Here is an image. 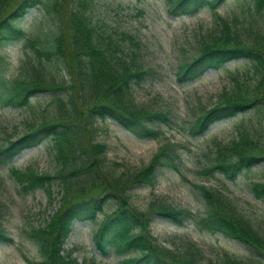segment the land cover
Returning <instances> with one entry per match:
<instances>
[{
	"label": "trees",
	"instance_id": "1",
	"mask_svg": "<svg viewBox=\"0 0 264 264\" xmlns=\"http://www.w3.org/2000/svg\"><path fill=\"white\" fill-rule=\"evenodd\" d=\"M95 1L0 0V51L23 42L19 69L26 72L24 78L7 80L4 67L8 63L5 54L0 53V107L30 108L32 98L48 94L49 103L57 108L53 115L43 117L40 122L26 123L21 136L0 139V166L7 167L8 176L21 192L26 195L40 190L49 205L59 198L43 224L31 227L27 233L40 254L38 261L29 264H78L64 248L73 225L96 222L99 217L94 246L103 257L110 251L118 254L119 264L210 262L205 251L193 243L185 244L180 251L161 246L150 232L154 218L178 227L190 223L201 234L222 236L247 250L245 260L221 254L215 264H264V230L255 229L229 214L203 186L197 187L209 205L203 213L194 214L162 204L150 206L147 211L134 206L133 187H153L159 168L178 171L179 157L170 145L161 147L147 166L126 178L114 176L106 167L104 144L91 142L89 148V142L88 149L85 148L82 138L88 134L90 141L97 122L110 120L140 140L162 136L160 130L142 120L143 116L148 122L168 123L165 113H134L128 109L132 83L138 85L147 71H132L102 46L94 25ZM225 1L170 0L167 14L172 18L193 16L204 9L214 11ZM252 3L254 11L264 16V0H252ZM38 10L53 29L37 26L32 32L23 30L22 21ZM223 26L221 36L202 43L195 59L179 65L177 83L194 82L210 70H220L227 63L246 59L257 77V87L251 94L223 97L191 127L189 133L193 138L203 136L215 123L254 107H264V97L255 96L257 89L264 86V49L231 38L228 26ZM54 64L66 70L70 81L54 82L48 73ZM47 140L52 141L55 160L61 163L62 170L50 174L38 173L32 168L16 169L12 163L19 154ZM263 161L264 150L248 136L240 135L226 151H216L211 166L202 174L215 173L232 183ZM250 190L255 200L264 203V182L252 183ZM108 209L110 211L106 212ZM11 244L13 239L0 227V245Z\"/></svg>",
	"mask_w": 264,
	"mask_h": 264
},
{
	"label": "rangeland",
	"instance_id": "2",
	"mask_svg": "<svg viewBox=\"0 0 264 264\" xmlns=\"http://www.w3.org/2000/svg\"><path fill=\"white\" fill-rule=\"evenodd\" d=\"M169 1H95L94 25L102 46L132 71H147L138 85L132 83L128 109L134 113H165L168 123L148 122L143 116L142 120L149 127L160 130L162 136L140 140L110 120L97 122L90 141L88 134L82 138L85 148L88 149L89 142V148L91 142L104 144L106 167L114 176L126 178L147 166L161 147L170 145L179 157L178 171L159 168L153 187H133L131 198L137 209L147 211L150 206L162 204L194 214L203 213L209 208L197 188L203 186L229 214L255 229L264 230V203L255 200L250 190L252 183L264 182V161L232 183L215 173L212 176L202 174L211 166L216 151H226L240 135L248 136L264 150V107H254L215 123L201 137L193 138L189 133L197 119L223 97L251 94L257 87L251 62L242 59L227 63L222 69L210 70L184 85L176 80L179 65L195 59L202 43L221 36L223 24L228 26L231 38L264 49V16L254 11L252 0H226L214 11L204 9L193 16L172 18L167 14ZM37 26L53 29L40 10L22 21V29L27 32L34 31ZM22 46L23 42L19 41L0 51L8 63L4 67L7 80L26 76V72L19 69ZM48 73L57 84L70 81L59 64L51 66ZM255 96L264 97V86L257 89ZM48 97V94H40L32 98L30 108L0 107V139L7 136L15 139L25 132L26 123L40 122L43 117L53 115L57 108L49 103ZM12 164L18 170L32 168L38 173L53 174L63 169L55 160L51 140L23 151ZM6 169L0 166V227L13 239V244L0 245V264H29L38 261L40 254L27 233L31 227L43 224L59 198L49 205L40 190L24 195ZM54 191L57 192V187ZM99 221L100 217L96 222L73 225L64 248L78 264L120 263L118 254L110 251L103 257L96 250L93 236ZM150 232L169 250L180 251L187 243L196 244L210 259L208 264H215L221 254L237 260L247 259L245 247L219 235L201 234L190 223L178 227L154 218Z\"/></svg>",
	"mask_w": 264,
	"mask_h": 264
}]
</instances>
